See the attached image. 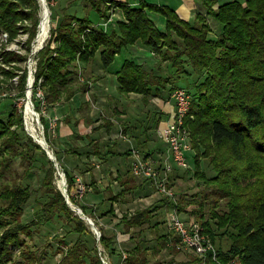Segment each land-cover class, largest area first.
<instances>
[{"label":"trees","instance_id":"obj_1","mask_svg":"<svg viewBox=\"0 0 264 264\" xmlns=\"http://www.w3.org/2000/svg\"><path fill=\"white\" fill-rule=\"evenodd\" d=\"M87 1L90 5L85 7L83 18L76 13L55 15L57 23L51 38L39 53L36 74L38 80L43 78L41 86L48 112L71 103L78 95L82 102L80 112L91 119V124L97 123L95 103L89 97L97 99L92 89L107 76L114 77L111 85H116L122 100L130 101L131 95L137 94L149 102L150 96L164 99V93L172 95L182 89L191 105L184 121L194 152L187 158H193L194 177L211 192L203 194L201 201L189 203L184 194L174 191V201L159 193L152 179L142 177V183L160 198L145 209L125 212L123 204L134 201L139 188V177L132 171L134 151L153 161L155 167L164 168L168 156L154 158L151 145L156 141V131L164 142L157 127L171 112L152 111L156 113L153 125H145L143 136L135 137L129 118L121 119L126 112L112 106V115L103 117L105 123L94 128L95 132L101 131V136L76 135L86 142L81 150L72 146L70 151L73 155L79 151L99 164L111 157H122L128 170L116 180L123 189L115 192L107 185L101 190L95 178L89 182L81 177L92 172L91 168L72 172L61 165L70 191L77 195L79 184L86 186L87 191L80 198L86 204L82 209L100 225L102 235L98 240L87 221L70 207L57 188L55 162L26 133L22 117L10 112L6 121L0 116V264H43L52 244L40 249L33 243L34 238L46 226L53 228L58 223L67 229V235L59 240L61 257L55 264H104L103 256L115 258V263L110 264H195L202 258L194 252L182 263L175 258H156L164 249L173 257L178 255L181 243L174 232H162L167 214L163 219L159 210L169 213L176 206L180 214L191 205V212L199 216L217 249V258L214 260L209 254L208 264H227L236 257L243 264H264V0H233L218 9L214 8L215 0H203L207 12L196 14L194 22L181 18L170 5L150 0ZM39 11V0H0V31L8 32L13 40L20 30L19 22L32 18L34 38L40 23ZM155 16L162 18L165 28L154 21ZM209 17L219 24V33L212 30ZM6 60L13 65L22 63L24 58L10 53ZM95 64L102 71L99 77L90 69ZM26 76H22L21 88ZM103 109L99 110L102 115ZM117 118L121 120L117 122ZM114 129L117 133L112 136ZM104 131L107 139L102 140ZM120 141L128 146L120 147ZM51 144L58 160L63 161L65 152L56 147L55 141ZM163 144L167 146L166 142ZM167 148L169 151L168 146L164 150ZM39 159L46 173L41 191L37 192L30 181ZM127 159L131 161L127 163ZM18 160L23 173L16 166ZM203 163L207 168H203ZM180 170L175 166L169 175L170 188ZM93 190L102 195L101 212L87 204ZM31 202L34 214L26 218ZM116 203L122 206V216L116 212ZM149 232L154 234L151 240L145 235ZM118 234L123 238L120 242Z\"/></svg>","mask_w":264,"mask_h":264},{"label":"rangeland","instance_id":"obj_2","mask_svg":"<svg viewBox=\"0 0 264 264\" xmlns=\"http://www.w3.org/2000/svg\"><path fill=\"white\" fill-rule=\"evenodd\" d=\"M39 2H40V11H39L40 23H41V16H42L43 12L45 11V7H47L50 11L51 21H50V32H49V35L47 37V40L45 43H43L44 44L43 48L36 52L37 55H35L36 57L34 56L35 60H37L39 58V53L48 45V42L51 38L52 28L57 23L55 15L56 14L60 15V14L66 12V13H74V15L77 14L78 17L83 18L84 14H85V13L83 14V12H85V7L89 8V5H90L87 0H46L45 2L47 5H45L42 0H39ZM136 2H138V0H136ZM130 5L132 7L133 6L135 7V5L132 3ZM118 15H120L119 11H118ZM153 19L158 25H160V23L162 25V21H161L162 18L160 16H158V17L155 16ZM208 20H209V23L211 25L212 30L219 33V28H220L219 24L211 17H209ZM186 21H188V20H186ZM189 22H194V19L189 21ZM40 23L37 27L36 36L34 38H32L31 29H32V27H34V20L32 18H27V19L21 20L19 22L18 25L20 26V30L17 33V35L13 38V40L14 41L15 40H21L19 42L20 44H15V45L10 44L8 42H5V40L0 37V94L4 93V91H7V93H10V95L8 97H6L5 99L0 98V116L5 121L7 120L10 112L15 113V115L22 117L25 131L29 136H31L30 132L28 130V127H27V123H26L27 122V118H26L27 117L26 116L27 107H26V105L28 102V92L32 91L33 102L36 106L34 110L36 112V116H37V120H38V123H37V126L39 128L38 135H39L40 139H43V142L45 141L47 143V148H48L51 156L54 155L56 157V161H54L56 168H57L55 184H56L57 188L62 192L63 196L67 200L70 207L78 215H80L82 217L86 216L88 219H90V221L93 222V226H91L88 222L87 223L90 225V227L93 230V233L96 235L97 239L100 240L101 235H102L100 227H99L100 225L98 226L96 224V221L92 217L87 216L83 212L82 205H86L84 199L83 200L80 199L79 195H75L74 192H72V190L70 191L69 180H68V177L66 175V172L64 171L67 167H65V163L63 161L60 162V160H58V158H57V156H56V154L53 151L52 146H51L52 145L51 142L55 141L54 139L56 137V134H55L56 131H53L52 128H50L49 121L45 120V117L43 115L40 116L38 104L35 100V94L38 92L37 89L35 88L36 82L38 81V77L36 74L37 72L35 73L33 71L32 74L31 73L29 74L28 69H27L28 65L25 62H32V61H30V58H28V57L31 54L30 50L31 49L34 50L35 47L37 48V45H38L37 37L39 35ZM6 43L9 45L10 48H12L11 50H8L7 53L4 52ZM39 48H40V46H39ZM14 51H16V52L20 51V53H18V55L24 58L22 63H16L15 65L7 63L6 55H8ZM16 52H14V54H16ZM1 54L4 57V61L2 60ZM90 69L93 71L92 74L95 73L96 77L97 76L99 77L98 74H102V71L99 68H97L96 64L94 66H92ZM18 72L22 73L23 74L22 76H24V74L27 75L26 80H25V85L23 88H21V84H22L21 80L23 79V77L19 79V76H16L15 80H17V79L20 80L17 83V85L12 82V78ZM104 74H105V76H107L108 73L106 71H104ZM111 78H114V77L112 76ZM13 84H15V85H13ZM108 84H105L106 86L103 85L102 88H104V89L108 88L107 87ZM110 84H111V82H110ZM30 85H32L31 90L29 89ZM110 87H114V86L109 85L108 90H109L110 94H113V96H115L117 99H120L119 101L118 100H112V101L109 100L108 101V99H106L105 97H102V95H100V94L96 95L97 99L94 98L93 95H91V97H89L90 101H94V103H95L93 105L95 108L94 110L96 112L95 118H97L96 120H98L97 123H95V125H96L95 128L97 126L105 123V120L103 117L112 115V113H113L112 110H114V108L112 106H115V105L118 106L119 109H122V111L126 112L127 115H129V120H130L129 123L131 125L130 129L135 131V133L133 134V136H135V137L138 136V134H140V133H142L141 136H143L144 129L147 128V127H145V125L148 126L149 123H151L153 125L152 120H153V116L156 115V113H155L156 110L158 111V110H163V109L165 110L166 109V112H171L170 113L171 115H169L168 118H164L163 120H161L159 126L157 127L158 130H160L161 127L166 126L165 122L166 121L168 122V119L170 120V117H172L174 114H175L174 115V117H175L177 114L178 106H176V101H177L176 97H175L177 94L176 91H174L172 95H168V93H164L166 96L164 99H162L160 97L150 96L149 98H151V99L149 100V102H148V100L145 101L143 99L142 95L133 94V95H131L132 99H130V101H129L126 99L122 100L120 98V95L118 94V92H116L114 88H110ZM92 90H93V92H94V90H97L99 92V90H101V89L94 87ZM95 93H96V91L94 92V94ZM101 94H107V93L105 91ZM89 98H88V100H89ZM113 98L114 97H112L111 99H113ZM9 99H12V100H9ZM124 103H125V106H123ZM124 107H125V109H124ZM190 107H191V105H190ZM190 107H189V110H190ZM48 108H49V106H48ZM101 108H104L103 109L104 115L100 114L101 111H99V110ZM126 110L128 111V113ZM148 111H149V114L147 113ZM152 111H155V112H152ZM50 112L51 111H49V113ZM150 112H152V113H150ZM189 112H188V114H189ZM38 114H39V117H38ZM58 115L60 116V114H58ZM130 115H132L133 117H130ZM52 116H57V115H52ZM99 117H101V119H99ZM135 117H137V118L139 117L140 120L136 119ZM123 118H124V120H128L127 117H125V116L121 117V119H123ZM121 119L117 118L116 121L118 122V120H121ZM154 124L156 125V123H154ZM184 124H185V121H184ZM154 130L155 129L152 128V132ZM105 131H104V135H105L104 137H106V134H107V133H105ZM153 136L156 137L155 142L159 141L160 143H162V141L157 137V131L153 132ZM187 143H188L187 145H189L188 150H190L187 154H189V155L191 154L190 156L192 157L194 150L192 148L191 137L188 139ZM38 144L41 145V143H38ZM164 146L167 147L165 144H164ZM91 149H93V148H91ZM167 150H168V148H167ZM50 154H48V156L51 159L52 157L50 156ZM167 155L171 156L170 151H168ZM39 160L40 161L37 163L36 168L32 172L33 178L30 181L32 187L37 192L41 191V186H42L41 183H42L44 176H45V173H46V171L44 169H42V167H41V164H42L41 159H39ZM187 161H188V168H182L180 170L179 176H178V178H176V183L171 188L175 192L184 194L186 202H189V201L193 202L194 200H198V202H199L203 199V197H204L203 194H205V193L209 194L211 192V190L208 189V187L205 185V183L203 181H201L200 179H196L194 177L195 165L193 162V158H190V159L187 158ZM19 162H20L19 160L16 161V166H18L17 168H19L20 172L23 173L24 168L19 165ZM61 165L65 169L62 168ZM203 168H207L206 165H204V163H203ZM208 174H209V176L212 175L211 169H210V171H208ZM139 179L141 180V178H139ZM62 181H63V183H61ZM59 182H60V184H59ZM64 187H66V189H64ZM162 198L164 199L165 197L162 196ZM141 199H143V198H141ZM135 200H137V202H136L137 206H140L139 204H145L146 203L145 201H141L139 196H137V195H136ZM31 203H32V205H30L28 207V209L26 210V218L27 217H29V218L33 217L34 202H31ZM149 204L150 203H147L148 206H151ZM140 208H141V206H140ZM187 208H188L187 212L179 214L180 218H182L188 224L199 223L200 225H202L199 216L195 215L191 212V210L193 209V206L191 205V206H188ZM79 211L80 212L82 211L83 213L81 214ZM159 212H160V217L163 219L166 217L165 214H168L162 208L159 210ZM122 214H123V212H120V216H122ZM207 216H208V214H206V217ZM210 220L213 223L215 221L214 219H211V218H210ZM203 228H205V227L203 226ZM161 229H162V232H165V233L170 232V230L166 226L165 222L162 223ZM64 235H67V229H64L61 223H58L53 228H48V226H46L41 231V234L36 235L33 243L37 244V246L40 249L44 248V250H45L48 244H52V247L48 249V254H47V257L44 259L43 264H55L56 260H58L61 257V253H59L60 252L59 251V246H60L59 240H61V238ZM145 235H146V238H148L149 240H151L154 237V234H152V232H149ZM205 235L209 236L208 234H206V231H205ZM117 239L120 242L121 241V235L118 234ZM224 241L226 242V239H224ZM179 247H180V253H178V255H175L174 257L172 256V254L169 255V253L166 251V249H164L161 253H159L157 255L156 258H161V259L166 258L167 260H172L173 258H175L176 262H178V263L187 262L190 259V255L191 256L194 255L193 251L186 248V246L183 243H180ZM103 257H104L103 258L104 264H110V262L113 261V257H111V258L108 256H103Z\"/></svg>","mask_w":264,"mask_h":264},{"label":"built area","instance_id":"obj_3","mask_svg":"<svg viewBox=\"0 0 264 264\" xmlns=\"http://www.w3.org/2000/svg\"><path fill=\"white\" fill-rule=\"evenodd\" d=\"M45 5L46 0H42ZM48 9L47 7H45ZM49 10V9H48ZM0 37L10 44H20L21 40H11V36L8 32L1 31ZM47 39L43 43L46 42ZM14 41V42H13ZM40 46V48H34V50H30L31 54L28 58L32 62H25L28 65L29 74L33 73V71L37 72V64L38 59L35 60L34 56L37 55V51L43 48L44 44ZM3 49V48H2ZM12 48L9 45L5 44L4 52L7 53L8 50ZM16 52V51H14ZM12 52V53H14ZM20 53L17 51L16 54ZM2 60L4 61V57L1 54ZM36 57V56H35ZM16 63H14L15 65ZM24 73V72H23ZM16 76H19V79L22 77V73H17L13 78L12 82L17 85L20 81L19 79L15 80ZM43 83V78L39 79L36 82L35 88L37 89V93L35 94V100L38 104V108L40 111V116L43 115L47 121L50 123V128L53 131L56 130L59 117L51 116L48 112V103L46 101L45 93L42 89L41 84ZM13 84V85H15ZM29 89H32V85H30ZM176 106H178L177 114L171 117V121L167 123L166 126L161 127L158 130L159 136L161 139L166 142L169 147V151H171V156H168L163 166L157 168L154 166L153 161L146 160L144 156L139 151H134V157L132 161V171L134 175L139 178H149L152 179L158 187V192L165 194L172 199H175L174 191L168 186V177L174 171V167L177 166L179 168H188L187 161V153L190 151L189 145H187V141L190 138V133L185 128L184 120L188 115L189 107H190V97L186 94V92L182 89L176 90ZM10 95L7 91L0 94V98H6ZM26 107H31L33 110L35 109V104L33 102V93L32 91L28 92V102ZM27 111V109H26ZM35 111V110H34ZM39 117V114H38ZM86 186L82 183L78 186L77 195L82 198L86 193ZM166 225L170 231L174 232L177 236L181 238V243H183L186 248L192 250L195 254L199 255L202 260L196 262L195 264H208L209 254L212 253V258L215 260L217 258V249L214 245L213 241L209 236L205 235V231L202 225L199 223H186L182 218H180L178 209L176 206L167 214ZM227 264H243L242 260L239 257H236L229 261Z\"/></svg>","mask_w":264,"mask_h":264},{"label":"crops","instance_id":"obj_4","mask_svg":"<svg viewBox=\"0 0 264 264\" xmlns=\"http://www.w3.org/2000/svg\"><path fill=\"white\" fill-rule=\"evenodd\" d=\"M150 1L159 3L161 5H164V4L170 5L177 11V13L180 15L181 18L188 20V21L193 20L196 14L198 13H202L205 15L207 12V9L204 6L203 0H150ZM231 1L233 0H215L216 4L214 8L217 9L220 5L231 2ZM159 26L162 28H165V25L163 24V22H162V25L160 23ZM110 80H112V78H110V76L109 77L107 76L98 82V84L96 85V88H99L101 90H99V92L97 90H94V92L96 91V95L100 94L102 95V97H105L106 99L108 97L116 98L115 96H113V94H110L108 90L109 85H111ZM105 84H108L107 85L108 88L104 89L102 88V86ZM112 86L114 87H110V88H114L115 91L117 92L116 85L114 84ZM105 91L107 94H101ZM82 99H85V97H82ZM81 105H82L81 96L79 98V96L77 95L71 103L69 104L64 103L57 107L51 108L52 115L59 116L58 114H60L59 116L60 121L55 130L56 137L54 140H55V143H57L56 147L59 148V150H62L63 152H65L62 160L65 163V166L67 167V169H69L72 172H76L78 169L91 168L89 171H92V172L82 174L81 175L82 179L87 180L89 182H93V179L95 178V180L97 181V185L100 187L101 190H105V187L107 185H110L112 188H114L115 192H117L123 189V187L120 186L118 180L116 179L119 176H125V171L128 170L127 166L126 168L124 167V164H123L124 159L122 157H117V158L111 157L107 160L102 161V164H99L98 162H95V160L93 161L91 157L80 154L79 151L77 152L76 155H73L72 152L70 151V149L73 148L72 146L78 147V150H81L82 146L86 142L81 139H77L76 135L84 136V135L90 134L92 138L101 136V131L100 132L94 131V128L96 126L95 123L91 124L89 122L91 119H88L87 115L85 116L83 113L80 112L79 108ZM164 111H166V109ZM90 115H92L91 117H94L93 113L92 114L90 113L89 116ZM69 116L72 117V119H70ZM125 117H127L128 119L129 115H126ZM129 126L131 127V125ZM112 133H113L112 136L114 134L116 135L117 131L114 129ZM140 134L142 135V133ZM74 137L76 138L75 141H73ZM106 137L105 139H107ZM102 140H104V136H102ZM68 143L69 144L71 143V144L69 145ZM119 144H120L119 145L120 147L125 146V145L128 146L127 142L125 141H120ZM151 149H152V156L154 158L161 157V156H166V157L168 156L167 155L168 150L165 151L164 149H166V147L164 146V144L160 143L159 141L152 143ZM128 161L130 162L131 159H127V163ZM90 163H92L91 166H89ZM94 165L95 166L97 165V166L94 168ZM137 185L139 186V188L135 194L139 196L141 201L146 202L145 204H139L141 206V209H145L149 207L147 203H150L149 205H152L154 202L159 200L160 195L156 193L155 190L151 189V187L147 186L146 184H143L142 180L138 179ZM101 196L102 195H97L96 193H94V190H93V192H91L87 198V202H88L87 204L93 205L96 208L95 210L97 212H101L99 208L100 202H101ZM141 198H143L144 200ZM137 200H134L128 204H123V206H125L124 211L127 212V210H129L130 212H133L136 209L140 208V206H137L136 204ZM107 205L109 204H106L105 206ZM121 207L122 206L116 203L115 204L116 212L120 213ZM112 262L115 263L114 258Z\"/></svg>","mask_w":264,"mask_h":264},{"label":"bare ground","instance_id":"obj_5","mask_svg":"<svg viewBox=\"0 0 264 264\" xmlns=\"http://www.w3.org/2000/svg\"><path fill=\"white\" fill-rule=\"evenodd\" d=\"M41 15V14H40ZM50 21H51V15L50 11L45 8V11L43 12L41 16V23H40V29H39V35L37 37V48L42 45V43L47 39L49 32H50ZM26 118H27V127L30 132V135L38 142L46 146V144L43 142V139H40L38 135V120L36 116V112L31 108L28 107L26 111ZM42 135V134H41ZM63 183V181L61 182ZM60 184V182H59ZM77 208V207H76Z\"/></svg>","mask_w":264,"mask_h":264},{"label":"water","instance_id":"obj_6","mask_svg":"<svg viewBox=\"0 0 264 264\" xmlns=\"http://www.w3.org/2000/svg\"><path fill=\"white\" fill-rule=\"evenodd\" d=\"M44 143L46 144V146H44L43 144H41L42 145V147L47 151V153L48 154H50V152H49V150H48V148H47V143L44 141ZM50 156H51V154H50ZM52 158V160L53 161H56V157L54 156V155H52L51 156ZM64 189H66V187H64ZM80 212V211H79ZM81 214L83 213L82 211L80 212ZM82 218H84L91 226H93V222L92 221H90V219H88L86 216L85 217H82Z\"/></svg>","mask_w":264,"mask_h":264}]
</instances>
